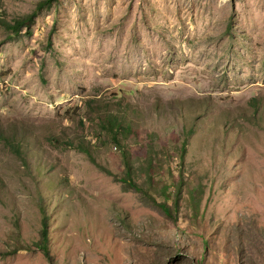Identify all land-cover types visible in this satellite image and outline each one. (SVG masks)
Instances as JSON below:
<instances>
[{"label":"rangeland","instance_id":"obj_1","mask_svg":"<svg viewBox=\"0 0 264 264\" xmlns=\"http://www.w3.org/2000/svg\"><path fill=\"white\" fill-rule=\"evenodd\" d=\"M41 1L0 0V264H264V0Z\"/></svg>","mask_w":264,"mask_h":264},{"label":"trees","instance_id":"obj_2","mask_svg":"<svg viewBox=\"0 0 264 264\" xmlns=\"http://www.w3.org/2000/svg\"><path fill=\"white\" fill-rule=\"evenodd\" d=\"M50 2H52V0L41 1L38 3V8H42L45 4H49ZM36 15H37L36 10H34L32 13H29L25 16L18 18V19H15L12 22L7 21L4 18H0V22H3L4 25L7 27L6 29L11 31L10 37H13L12 34L14 36L20 35L22 33L24 27L29 29L32 26V24H34ZM30 31H31V29H29L28 33H30ZM100 124H101L102 128L104 129V131H106L111 136L115 145L119 147V150L121 151V154L123 155V158H124V163H125V166L127 168V173L130 174L131 161L129 159L130 158L129 152L125 150L124 146H122L121 137H120V135L122 133H124L126 130H129L130 125L129 124L125 125L123 120L120 119V115L115 114L114 112L108 113L103 118H101ZM191 131H193V128H191L190 132ZM185 145H187L186 142L182 146L183 151H185ZM81 148H82V150H85L87 153L90 154L89 149H87L86 147H81ZM115 177H117V176L115 175ZM119 178H120V180H123V181L128 180L127 177H119ZM129 184L131 186L137 187L136 184L132 181H129ZM162 205L167 212H170V209L166 204H162ZM44 207H45L44 205L41 206V209L43 211H44ZM42 234H43V237L41 239V242L38 245L43 250H45V252L49 255V253H50L49 252L50 251L49 235H48L49 233H48V229H47V223H45V222L43 224Z\"/></svg>","mask_w":264,"mask_h":264}]
</instances>
